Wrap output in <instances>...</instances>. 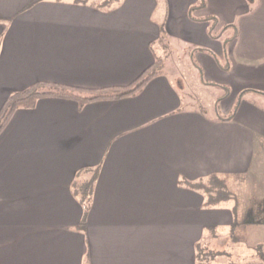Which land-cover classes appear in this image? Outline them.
<instances>
[{
    "label": "crops",
    "instance_id": "obj_1",
    "mask_svg": "<svg viewBox=\"0 0 264 264\" xmlns=\"http://www.w3.org/2000/svg\"><path fill=\"white\" fill-rule=\"evenodd\" d=\"M103 2L0 0V108L36 83L124 87L163 65L131 97L12 115L0 264H264V217L243 206L264 157V0Z\"/></svg>",
    "mask_w": 264,
    "mask_h": 264
},
{
    "label": "trees",
    "instance_id": "obj_2",
    "mask_svg": "<svg viewBox=\"0 0 264 264\" xmlns=\"http://www.w3.org/2000/svg\"><path fill=\"white\" fill-rule=\"evenodd\" d=\"M40 1V0H39ZM60 1V0H58ZM79 4H87L89 0H74ZM117 2V0H104L102 7H109ZM203 3V1H202ZM228 40L225 41V43ZM163 65L161 60H156L148 69L139 75L132 83L124 87L105 88L101 90H88L61 86L49 83H36L28 89L11 95L0 108V133L3 131L12 115L19 109H33L37 102L43 98H61L71 100L79 106L86 104L105 101L118 100L122 98L131 97L141 91L153 78L159 75L162 71ZM227 70V67H223ZM227 91V90H226ZM211 183H216L215 180ZM210 185V184H209ZM213 187L208 189V192L215 194L217 199H227L229 196L223 192L222 187L219 189Z\"/></svg>",
    "mask_w": 264,
    "mask_h": 264
},
{
    "label": "rangeland",
    "instance_id": "obj_3",
    "mask_svg": "<svg viewBox=\"0 0 264 264\" xmlns=\"http://www.w3.org/2000/svg\"><path fill=\"white\" fill-rule=\"evenodd\" d=\"M95 0H89V2L93 3ZM100 1H97V3H99ZM171 53L174 55V57L176 56L175 52H173L171 50ZM169 59L171 60V56L167 55L164 59ZM176 58V57H175ZM174 58V59H175ZM185 60H188V58H185ZM166 61V66L168 67V60ZM189 61V60H188ZM177 62V61H175ZM171 65V64H170ZM172 66V65H171ZM185 66V65H184ZM188 67H183L184 69V74L185 75H189L187 83L189 84V88L192 91V94L194 97H197L199 101H201L202 103H204L205 105H213L214 102L218 101V96L220 95V92L215 90L213 91V89H207L205 87H201L200 85H198L196 82H194V77H191V74L187 73L188 69L191 68V65H186ZM188 68V69H187ZM196 74V73H194ZM186 78V79H187ZM207 85V84H206ZM214 87H219L217 85H213ZM226 96V93H224L221 97ZM220 97V96H219ZM217 99V100H216ZM254 171H252L247 177H246V183L243 186H246L245 190V197L243 198V206L245 208V210L248 213H253L254 214L258 211L259 216L264 217V157L258 155L257 159L254 162V167H253ZM210 185L212 188V190L219 189L224 185V182L219 183L218 181H216V183H211ZM210 187V188H211ZM224 192L227 193V195L229 196L230 199H232L233 202H235V196H231V194L228 193L227 189H224ZM221 196V195H220ZM218 196V197H220ZM216 197L215 199L218 200ZM257 213V216H258ZM264 221V220H263ZM262 233H259L258 235L261 236V238L264 240V227L261 228ZM248 238H252V234L251 235H247ZM204 255V252L202 251V253Z\"/></svg>",
    "mask_w": 264,
    "mask_h": 264
}]
</instances>
